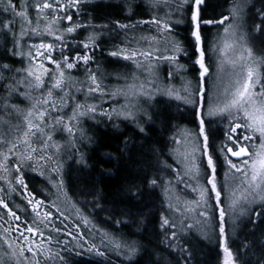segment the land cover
Segmentation results:
<instances>
[{
	"label": "snow or ice",
	"instance_id": "snow-or-ice-1",
	"mask_svg": "<svg viewBox=\"0 0 264 264\" xmlns=\"http://www.w3.org/2000/svg\"><path fill=\"white\" fill-rule=\"evenodd\" d=\"M88 2L0 0V36L5 41L0 55V264H69L70 255L84 252L108 259V251L96 243V233L101 245H111L115 255L129 262L142 253L140 258H147L144 264H172L173 260L190 264L194 231L206 240L216 235L223 253L221 264H253L245 257L254 245L260 250L255 264H264V229L259 237L254 235L257 225L264 223V59L255 57L251 43L256 36H264V0L253 16L249 15L251 0H232L229 14L219 19L204 18L206 0H147L151 15L139 20L133 17L140 5L124 0V20L102 24L82 18ZM186 22L191 26L193 63L199 71L195 82L181 76L184 82L177 89L163 83L159 73L160 66L168 64L170 82L188 72L180 63L188 50L175 38L176 25ZM213 25L224 27L207 49L217 54L216 81L208 89L205 78L211 67L206 63L202 29ZM85 31L87 35L80 39ZM105 32L117 38L122 34L107 55L130 61L147 73L144 79L132 73L124 77L122 86L109 89L104 85L99 65H91ZM225 72L226 81L221 75ZM157 94L192 109L197 127L177 125L179 133L171 137L167 154L173 162L156 153L155 161L145 162L140 170L139 183L126 189L135 199L145 191L161 190L158 219L149 220L158 226L155 235L161 238L152 250L139 240H117L98 229L77 202L68 198L60 161L65 145L55 136L66 133L68 144L76 148L79 141L90 139L83 120L100 117L131 121L144 133V122L161 118V113L144 106ZM110 101L119 107L104 108ZM84 161L81 152L78 162ZM219 168L224 169L223 184L218 181ZM28 172L44 177L55 191L38 197L29 188ZM189 193L195 196L186 198ZM17 198L21 203H16ZM90 203L101 207L98 196ZM104 210L116 226H128L127 220L118 217L141 216V223L147 219L142 212L134 214L116 203ZM226 217H231L233 235L237 221L246 217L253 238L246 237L233 249Z\"/></svg>",
	"mask_w": 264,
	"mask_h": 264
},
{
	"label": "trees",
	"instance_id": "trees-1",
	"mask_svg": "<svg viewBox=\"0 0 264 264\" xmlns=\"http://www.w3.org/2000/svg\"><path fill=\"white\" fill-rule=\"evenodd\" d=\"M17 3L18 0H13ZM140 7L136 10L133 20L148 19L151 13L148 11L147 0H135ZM232 0H206V8L203 11L205 19L214 18L219 19L221 15H228ZM250 16H253L255 9L261 7V0H251ZM124 0H89L84 6L83 17L87 23L88 17L93 18L92 22L95 24H102L108 20L120 19L124 20L126 12L123 11ZM259 23V20H255ZM18 23V22H17ZM251 26L252 19L247 21ZM224 27V26H223ZM221 26H210L202 29V34L206 38V51L208 47L214 42L217 32L222 33ZM88 31H91L89 29ZM191 26L190 23L178 24L175 27V38L183 41L184 46L188 50V56H181L180 63L185 65L189 70L186 73L193 82L196 81L198 68L194 65L195 59L193 41L190 39ZM140 34V31H137ZM144 34L147 33V26H144ZM87 32H82L80 39H83ZM120 38L115 34L105 32L100 39V49L96 52V61L91 66L99 65L101 72L104 74V79H110V82L117 83L119 81L115 78L116 74H121L120 77L131 75L134 70L131 66L125 63V60L113 58L107 55L108 50L112 49L114 44L120 43ZM254 54L258 59H264V36H256L252 41ZM5 41L3 36H0V55L4 52ZM210 51H207L206 63L210 65ZM16 66H19L18 64ZM211 67V65H210ZM165 66H160L161 81L165 80ZM82 71V70H81ZM213 71L211 67V72ZM264 71V68H262ZM107 76V78L105 77ZM122 81V80H120ZM176 82V81H173ZM208 82L211 87L208 86ZM206 81V88H213V78H208ZM179 106V107H178ZM149 111L161 113L160 119H154L153 122H144L145 132L140 133L139 129L131 121H109L106 118H97L92 121L104 120L107 124L101 129L98 125L94 127L90 137V144L83 150H73L60 154L63 165L62 173L65 185V191L71 201L77 202L85 214L93 219L96 227L102 231H108L117 240L121 237L128 240H139L145 247L152 250L159 243L160 237L155 235L158 231V226L154 222L158 219V211L161 207L163 199L160 189H155L152 192L145 191L144 195L139 199L131 198L126 189L130 188L134 183H139L136 178L140 174V170L145 166V162H154L156 153H163L161 159L168 158L169 163H172L168 157L169 148L172 147L171 137L178 135L180 128L195 129V117L193 110L189 107L171 101L166 98H156L149 106ZM144 119L142 120V122ZM167 121V124L162 123ZM118 125V126H117ZM218 142V141H217ZM65 150V148H64ZM84 153V163L78 162L80 153ZM26 180L29 184L30 190L34 191L39 197L38 186H46L38 178L32 174H27ZM218 181L224 182V169H218ZM132 191H135L133 188ZM91 193V195L89 194ZM225 192L222 199L226 196ZM94 196L99 197V204L101 207H94L90 202ZM195 196L194 193H189L186 198L191 199ZM119 204L121 208H128L132 213L142 212L147 219L143 223L141 216L132 217H118L128 221V226L123 224L116 226L108 219L110 212L104 209H111L113 204ZM227 201L225 200V204ZM23 219V218H22ZM239 227L233 235L231 217H226V231L230 236V243L233 249L239 248L241 241L247 237L248 240L253 238L252 224L248 222L247 218H242L237 221ZM218 225V220L216 221ZM146 229V231H145ZM264 229V223L257 225L254 235L259 237L260 231ZM87 234V229H83ZM95 232V229L93 230ZM218 233V227H217ZM192 248V259L190 264H221V249L219 248L216 235L212 239H204L198 232H193L190 238ZM151 242V243H149ZM96 243L102 250L108 251V259L99 257L95 253L84 252L82 255L72 254L68 257L69 264H144V259L141 255L134 257L131 262L123 255L117 256L113 253L111 245H101L99 233H96ZM163 247V245H160ZM175 255V254H173ZM260 256V250L257 245H254L249 250V256L245 259H250L253 264ZM172 264H176L175 260Z\"/></svg>",
	"mask_w": 264,
	"mask_h": 264
},
{
	"label": "rangeland",
	"instance_id": "rangeland-1",
	"mask_svg": "<svg viewBox=\"0 0 264 264\" xmlns=\"http://www.w3.org/2000/svg\"><path fill=\"white\" fill-rule=\"evenodd\" d=\"M19 2H20V0H18V2H17V4H19ZM18 23H19V21H18ZM213 26H217V25H213ZM222 28H223V26H221ZM222 31H223V29H222ZM216 38H217V36L215 37V40H216ZM190 39H191V36H190ZM192 40V39H191ZM214 40V41H215ZM110 50H111V48H110ZM109 51V50H108ZM210 53H211V55L212 56H210V65H211V67H212V69H213V71L210 73V75L208 76V77H206L205 79H206V81L208 82V78H209V81H210V79L211 78H213V84H214V82L216 81V77H217V54L216 53H213V52H211L210 51ZM256 57V56H255ZM257 58V57H256ZM258 59V58H257ZM121 60H123V59H121ZM125 63H127L129 66H131L132 68H133V70H134V72L133 73H136L137 75H139L140 77H141V79H144L146 76H147V73L146 72H142V71H140V70H137L134 66H133V64L130 62V61H125ZM161 66H165L166 67V69H165V73H166V75H165V81L163 82V83H165V84H168V83H171L173 86H175L177 89H179L180 87H181V85H182V83L184 82L182 79H181V76H183L184 77V80H188V79H190V80H192L186 73H181V74H178V75H176V77H175V79H173L172 81H168L167 80V73H168V71H169V69H170V66L168 65V64H162ZM91 67H93V68H96L97 66H91ZM174 67V66H173ZM197 67V66H196ZM100 68V67H99ZM198 68V67H197ZM100 71H101V69H100ZM199 71V70H198ZM122 74H124V73H121V74H116V76H115V78L116 79H118L119 78V81L117 82V83H112V82H110V79L109 78H107V76H105L107 79L105 80H103V83H104V85H106L109 89H112V88H116V87H119V86H122L124 83H125V80H124V77H120V75H122ZM221 75H223L224 76V78H225V81L227 80V72H225V73H222ZM79 76H80V78H83V70L79 73ZM119 76V77H118ZM126 76H129L130 77V75H126ZM196 76H197V78H198V73L196 74ZM118 77V78H117ZM161 77V76H160ZM120 80H122V81H120ZM162 80V79H161ZM173 81H176V82H173ZM194 81V80H193ZM212 84V85H213ZM208 86L209 87H211V85H210V83L208 82ZM156 98H166V99H169V100H171V101H174V102H177V103H180V104H182L180 101H178V100H174V99H170L169 97H167V96H165V95H159V94H157L156 95V97H155V99L153 100V101H155L156 100ZM80 99L82 100L83 99V97H80ZM153 101H151V103L153 102ZM142 103H143V100L141 101ZM119 103L120 104H122V103H124V100H123V98H121L120 99V101H119ZM150 103V104H151ZM23 106V105H22ZM110 106H116V107H119V104H114L113 102H109V103H106V104H104L103 105V107L104 108H109L110 109ZM145 107L146 106H149V104H145L144 105ZM100 118H103V117H100ZM144 119V117H142L141 116V120H143ZM116 121V120H115ZM117 121H122V120H117ZM124 121V120H123ZM130 122V121H129ZM133 123V122H132ZM104 124H107V122H105L104 120H100V121H92V119H87V118H85L84 120H83V122H82V126H83V129H84V131H85V135H86V137H88V138H90L91 137V134H92V132H94L93 130H94V127H96L97 125L102 129L105 125ZM68 136H67V134L66 133H63V132H58L57 134H56V136H55V140L58 142V143H60V144H63V145H65V150H63L61 153H64V152H66V150H67V152H69V151H71V150H73V147L71 146V145H69L68 144ZM90 139H85V140H83V141H79L78 142V144H77V147L75 148V149H79V150H83V149H85L86 150V148L88 147V145L90 144ZM60 161H61V157H60ZM62 163V162H61ZM32 174L33 176H35V177H38L43 183H44V185L46 184V186H38V188H37V191H38V194H39V197H41V198H43L46 194H47V191H55V189H52L51 188V185L47 182V180L44 178V177H41V176H39L37 173H33V172H28V174ZM49 199H55V197H49ZM16 203H21V201L19 200V198H17L16 199ZM21 216H22V218H23V214L21 213ZM57 223L59 224V221H57ZM222 256H223V253H222V251H221V261H222Z\"/></svg>",
	"mask_w": 264,
	"mask_h": 264
}]
</instances>
